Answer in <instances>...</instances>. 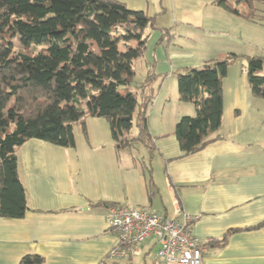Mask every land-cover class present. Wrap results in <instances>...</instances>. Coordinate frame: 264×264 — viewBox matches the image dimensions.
I'll use <instances>...</instances> for the list:
<instances>
[{
	"label": "crops",
	"instance_id": "crops-1",
	"mask_svg": "<svg viewBox=\"0 0 264 264\" xmlns=\"http://www.w3.org/2000/svg\"><path fill=\"white\" fill-rule=\"evenodd\" d=\"M119 1L143 11L155 25L146 29L144 55L134 61L157 75L148 114L154 147L140 156L149 161L150 183L139 157L115 145L104 117L87 114L73 123L71 147L25 141L16 152L28 210L21 218L0 216V264H17L29 253L42 256L40 264H169L158 257L155 236L129 261L105 259L116 242L107 223L109 208L120 203L175 221L185 213L195 215L192 232L205 242L240 229L222 247L204 246V264H264V98L251 91L243 56L248 54L226 46L229 41L248 44L251 30L240 23L249 21L247 9L238 5L235 14L217 0ZM162 30H168L166 45H178L179 38L203 49L215 43L218 50L200 63L227 52L240 55L222 79V138L188 155H182L173 130L182 115L195 113V106L179 98L173 71L186 64L176 65L168 56Z\"/></svg>",
	"mask_w": 264,
	"mask_h": 264
},
{
	"label": "trees",
	"instance_id": "trees-1",
	"mask_svg": "<svg viewBox=\"0 0 264 264\" xmlns=\"http://www.w3.org/2000/svg\"><path fill=\"white\" fill-rule=\"evenodd\" d=\"M217 4L235 14L242 5L249 21H264V0ZM147 28H155L153 18L119 0H0L1 217L21 218L28 210L16 149L29 139L71 147L73 123L88 114L107 119L117 147L138 140L152 151L148 111L157 75L150 68L138 80L133 67L144 55ZM167 31H161L162 39ZM239 56L227 52L173 71L179 98L195 106L193 115H182L174 126L182 155L222 138V79ZM243 56L252 93L264 98V56ZM136 160L150 183L149 161ZM238 230L230 229L205 246L222 247ZM42 261L29 253L17 264Z\"/></svg>",
	"mask_w": 264,
	"mask_h": 264
},
{
	"label": "built area",
	"instance_id": "built-area-1",
	"mask_svg": "<svg viewBox=\"0 0 264 264\" xmlns=\"http://www.w3.org/2000/svg\"><path fill=\"white\" fill-rule=\"evenodd\" d=\"M195 215L183 214L175 221L147 207L126 203L109 208L108 227L116 233V242L105 259L129 261L140 245L155 236L158 257L169 264H204L202 250L205 241L195 236L191 229Z\"/></svg>",
	"mask_w": 264,
	"mask_h": 264
},
{
	"label": "rangeland",
	"instance_id": "rangeland-1",
	"mask_svg": "<svg viewBox=\"0 0 264 264\" xmlns=\"http://www.w3.org/2000/svg\"><path fill=\"white\" fill-rule=\"evenodd\" d=\"M246 11V8L243 7ZM263 22V23H262ZM262 22H252V21H245V20H240V23H243L244 27L243 30H251L250 32L246 33V37L248 38V44H239L235 42H227L229 45L228 46L229 50H243L245 54L248 55H258V56H264V21ZM239 29V28H238ZM192 36V35H191ZM193 37V36H192ZM195 38V37H193ZM167 38L165 37L163 39L164 45L167 46L168 48V56L173 60L174 64L176 65H190V66H200V59L199 58H204L208 57L210 55L207 54H212L215 52V50H218L215 47V43L213 44L212 42H209V45L207 47L200 48L197 46V44H193L192 41H188L186 38H179L177 39L178 45L175 43H170L169 45L167 44ZM212 46V47H211ZM221 46V45H220ZM138 60L134 64V69L137 72L136 79H142L143 76L146 73V66H142V61ZM264 65V64H263ZM151 106L149 107L150 111ZM148 111V114H149ZM124 153H131L135 156L140 157L141 155H144L145 153L147 154L146 148L143 146V144L138 141V140H133L131 142L130 147H126L123 150ZM157 251V248L154 250Z\"/></svg>",
	"mask_w": 264,
	"mask_h": 264
}]
</instances>
